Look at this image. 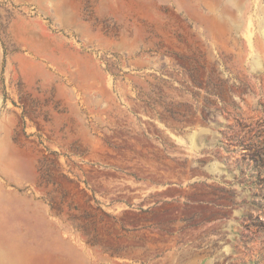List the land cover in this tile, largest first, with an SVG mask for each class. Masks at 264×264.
Instances as JSON below:
<instances>
[{
  "label": "rangeland",
  "instance_id": "1",
  "mask_svg": "<svg viewBox=\"0 0 264 264\" xmlns=\"http://www.w3.org/2000/svg\"><path fill=\"white\" fill-rule=\"evenodd\" d=\"M0 264H264V0H0Z\"/></svg>",
  "mask_w": 264,
  "mask_h": 264
}]
</instances>
